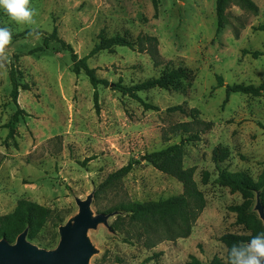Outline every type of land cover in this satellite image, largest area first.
Returning <instances> with one entry per match:
<instances>
[{
  "label": "rangeland",
  "instance_id": "1",
  "mask_svg": "<svg viewBox=\"0 0 264 264\" xmlns=\"http://www.w3.org/2000/svg\"><path fill=\"white\" fill-rule=\"evenodd\" d=\"M254 1L258 15L233 5L231 22L219 33L216 0H29L33 22L21 25L0 9V27L12 33L0 53V229L20 200H31L45 212L36 230L38 240H28L55 248L59 226L78 212L76 198L96 193L108 174L133 159L141 162L117 185L94 196L95 213L119 203L165 200L182 193L180 181L142 159L180 141L172 128L191 117L169 108L182 105L188 111L196 108L200 119L213 124L200 140L184 145V166L194 168L206 199L192 233L153 239L152 246L140 223L115 211L118 214L109 218L114 232L104 224L89 231L97 249L90 264H189L193 258L202 264H227V250L237 242L225 237L264 232L251 216L239 215L235 207L243 196L216 182L219 170L213 159L220 147L225 150L222 168L245 171L255 181L264 170V91L236 92L227 98L226 87H218V76L224 84L264 82V55L252 56L253 51L264 52V31L256 29L264 23V0ZM55 27L80 57L102 37H157L159 63L146 52L124 46L93 55L89 65L111 83L130 86L173 68L186 69L189 76L168 89L140 92L154 109L111 85L97 88L96 106L95 89L86 74L73 72L70 52L57 42L44 45ZM12 67L31 88L20 90L18 98L30 115L10 133L8 124L17 110L10 97ZM256 200L251 210L257 214Z\"/></svg>",
  "mask_w": 264,
  "mask_h": 264
},
{
  "label": "trees",
  "instance_id": "2",
  "mask_svg": "<svg viewBox=\"0 0 264 264\" xmlns=\"http://www.w3.org/2000/svg\"><path fill=\"white\" fill-rule=\"evenodd\" d=\"M233 5L239 7L245 12H249L254 15L259 14V7L254 0H216V15L218 20L217 33L230 24L231 13L229 9ZM256 29L264 31V23L258 25ZM235 32L238 34L237 30ZM52 42L59 43L63 50L70 52L74 73H84L88 76L90 83L95 89L94 100L96 106H98L97 88L100 85H111L113 86V89L118 90L122 94L141 101L145 108L154 109L157 107L145 102L139 96L140 92L154 88L168 89L182 78L189 76L188 70L183 68H173L164 72L159 77L150 78L140 83L128 86L121 82L111 83L107 79L100 78L97 75L96 68L89 65V59L93 55L104 50H110L117 46H124L139 52H146L156 63H159L160 55L158 49V39L155 36L147 34L139 35L135 39H129L123 35L102 37L91 52L83 57H80L74 47L59 35L57 27L54 28L51 34L44 37V45L46 47ZM262 55H264V52L258 50L252 52V56L254 58H258ZM20 74L21 73L18 68H11L10 80L12 88L10 97L16 104L17 110L12 115L11 122L8 124L10 133L14 131L16 123L30 115L27 111L22 109L18 103L20 90H30L31 88L29 84L23 83L18 79V75ZM221 86L226 87L227 98L232 93L236 92L257 94L264 91V82L259 85L224 84L223 77L218 76V87ZM169 110L180 111L181 113L191 117L190 121L177 123L172 128L174 133L177 132V134L181 135L180 141L169 144L160 150L147 152L142 156V159L152 164V166L159 171L180 181L183 185L182 193L165 200H149L142 203L131 202L128 204L119 203L118 205L106 210V212L120 211L124 214H130L135 221L143 226L142 228L144 230V234H146V237L152 246L153 239L162 241L188 237L192 233L194 223L206 207L205 196L199 189L194 179V168L184 166V145L200 140L201 134L211 130L213 124L200 119L196 108H192L188 111L182 105H176L170 107ZM213 159L219 170L216 182L222 186H227L240 192L243 196V203L235 207L239 212V215L243 217V219L251 216L254 221L260 225V227L264 228L263 221L260 219L259 215H257L258 213L256 214L251 210L253 208L254 198L255 196L257 197L258 191H260L261 201L264 205V170L260 179L255 181L253 177L245 171L231 172L222 168L220 164L225 160V150L220 147L214 149ZM140 162L141 159H133L126 165L108 174L104 182L100 185L98 191L95 193V196L96 194L99 195L103 189L112 185H117L118 182L123 177L128 175L133 170L135 165ZM44 212L45 210L33 201L20 200L14 213L2 219L0 240L5 238L9 242L13 243L16 241L18 235L27 228L29 229L28 239L38 240L36 230L37 227L43 223ZM120 215L121 214L118 216ZM254 236L255 235L247 237L227 236L225 238L237 243H246ZM48 244L49 243H44V246L49 247ZM189 264L202 263L198 259L193 258Z\"/></svg>",
  "mask_w": 264,
  "mask_h": 264
},
{
  "label": "water",
  "instance_id": "3",
  "mask_svg": "<svg viewBox=\"0 0 264 264\" xmlns=\"http://www.w3.org/2000/svg\"><path fill=\"white\" fill-rule=\"evenodd\" d=\"M95 191L85 199L76 198L78 212L65 224L59 226V242L55 248H41L28 240V228L18 235L15 242L7 239L0 240V264H90L91 257L97 249L89 237V231L96 229L100 224L114 229L109 218L117 212H98L92 209ZM264 224V205L260 191L254 206Z\"/></svg>",
  "mask_w": 264,
  "mask_h": 264
},
{
  "label": "clouds",
  "instance_id": "4",
  "mask_svg": "<svg viewBox=\"0 0 264 264\" xmlns=\"http://www.w3.org/2000/svg\"><path fill=\"white\" fill-rule=\"evenodd\" d=\"M0 9L17 25L31 24L35 14L29 0H0ZM12 33L8 27H0V53L10 43ZM227 264H264V232L246 243H234L227 250Z\"/></svg>",
  "mask_w": 264,
  "mask_h": 264
}]
</instances>
